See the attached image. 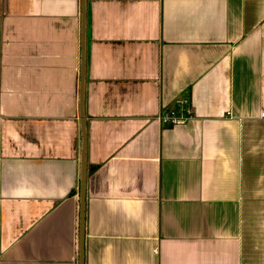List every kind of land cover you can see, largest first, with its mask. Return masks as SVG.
I'll return each mask as SVG.
<instances>
[{
    "label": "crops",
    "instance_id": "0c3cea01",
    "mask_svg": "<svg viewBox=\"0 0 264 264\" xmlns=\"http://www.w3.org/2000/svg\"><path fill=\"white\" fill-rule=\"evenodd\" d=\"M83 158L84 264H264V0H0V264H80Z\"/></svg>",
    "mask_w": 264,
    "mask_h": 264
},
{
    "label": "water",
    "instance_id": "95a60500",
    "mask_svg": "<svg viewBox=\"0 0 264 264\" xmlns=\"http://www.w3.org/2000/svg\"><path fill=\"white\" fill-rule=\"evenodd\" d=\"M84 15V23H85V17L86 12L84 9L83 12ZM83 47V61H82V80H81V113L83 115L84 113V105H83V99H84V74H85V52ZM85 149V144H84ZM86 176H87V167L85 164V158H83V172H82V184H81V227H80V264H84V239H85V229H84V221H85V200H86Z\"/></svg>",
    "mask_w": 264,
    "mask_h": 264
},
{
    "label": "built area",
    "instance_id": "2783aa9c",
    "mask_svg": "<svg viewBox=\"0 0 264 264\" xmlns=\"http://www.w3.org/2000/svg\"><path fill=\"white\" fill-rule=\"evenodd\" d=\"M189 101L187 99H180L176 102L173 108H167L161 114V120L167 125L181 124L187 121L189 115Z\"/></svg>",
    "mask_w": 264,
    "mask_h": 264
}]
</instances>
